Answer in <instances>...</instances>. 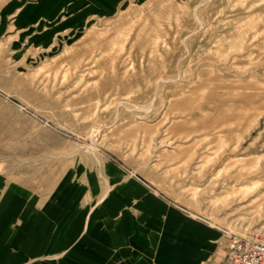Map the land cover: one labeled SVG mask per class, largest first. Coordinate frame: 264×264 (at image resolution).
Instances as JSON below:
<instances>
[{"label": "rangeland", "instance_id": "1", "mask_svg": "<svg viewBox=\"0 0 264 264\" xmlns=\"http://www.w3.org/2000/svg\"><path fill=\"white\" fill-rule=\"evenodd\" d=\"M0 96L34 123L26 152L114 158L221 236L264 238V0H132L47 43L0 37Z\"/></svg>", "mask_w": 264, "mask_h": 264}, {"label": "crops", "instance_id": "2", "mask_svg": "<svg viewBox=\"0 0 264 264\" xmlns=\"http://www.w3.org/2000/svg\"><path fill=\"white\" fill-rule=\"evenodd\" d=\"M127 1L6 0L0 37L47 43ZM23 126L34 123L0 96V264H205L217 256L220 231L134 170L93 154L58 165L55 150L26 152L15 133Z\"/></svg>", "mask_w": 264, "mask_h": 264}, {"label": "built area", "instance_id": "3", "mask_svg": "<svg viewBox=\"0 0 264 264\" xmlns=\"http://www.w3.org/2000/svg\"><path fill=\"white\" fill-rule=\"evenodd\" d=\"M205 264H264V238L225 234L217 256Z\"/></svg>", "mask_w": 264, "mask_h": 264}]
</instances>
